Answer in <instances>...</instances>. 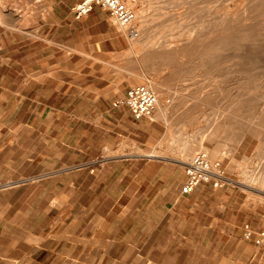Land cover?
Wrapping results in <instances>:
<instances>
[{"label":"rangeland","instance_id":"1","mask_svg":"<svg viewBox=\"0 0 264 264\" xmlns=\"http://www.w3.org/2000/svg\"><path fill=\"white\" fill-rule=\"evenodd\" d=\"M77 1L0 0V215L14 227L25 216L33 232L52 217L58 224H43V234L53 226L81 246L28 251L27 264H264L248 259L233 225L264 226V0H138L152 37L144 55L102 7L76 18ZM142 80L167 117L156 105L136 141L117 135L129 131L110 107ZM197 151L228 179L169 209L162 224L116 216L112 200L102 202L114 197L104 191L116 179L107 158L186 162Z\"/></svg>","mask_w":264,"mask_h":264},{"label":"crops","instance_id":"2","mask_svg":"<svg viewBox=\"0 0 264 264\" xmlns=\"http://www.w3.org/2000/svg\"><path fill=\"white\" fill-rule=\"evenodd\" d=\"M110 108L115 113L116 122L129 131L122 134L121 129L118 128L117 135L137 141L135 137L139 135L145 118H135L125 105L113 104ZM151 124L150 122V129ZM137 154L141 153L137 152ZM102 166L105 172H109L110 175L114 172L116 177L115 183L109 189H104V191L114 192L113 199L108 193H104L102 202L111 199L113 203L111 206L116 216L145 215L150 223L155 222V224H162L169 209L179 207L180 211L184 210L190 197L204 195L200 193L209 192V188L212 192L219 188L212 186L209 182H201L190 193H182L181 186L186 178L185 162L166 156L150 154V158L144 159L140 155L122 153L116 157L107 158ZM144 201L148 204H141ZM55 206L46 207L41 214L48 215ZM217 206L215 205V208ZM156 216L159 217L157 222L154 221ZM182 219L179 218L178 221L181 222ZM0 221H3L0 223V264H27L28 251H67L72 247H81L75 244L80 241H76L72 234L68 233L61 237L54 231L53 226L45 235L43 234V224L52 225L53 222H55L53 225L58 224L52 217L40 222L38 232L28 230L25 216L22 217V223L18 227L12 226L10 215H0ZM245 224L253 229H259L263 225L256 226L250 220L233 223L235 226L239 225V238L244 243L246 251H249L248 259L256 258L259 262H264V249L255 245L252 240L244 239L242 231ZM250 251H253L252 255Z\"/></svg>","mask_w":264,"mask_h":264},{"label":"built area","instance_id":"3","mask_svg":"<svg viewBox=\"0 0 264 264\" xmlns=\"http://www.w3.org/2000/svg\"><path fill=\"white\" fill-rule=\"evenodd\" d=\"M136 0H79L73 7L72 12L76 18L89 13L94 6L98 5L106 10L114 22L119 26H126L136 18L134 2ZM129 35L135 36L137 30L131 29ZM157 96L146 85H134L128 87L125 95L116 99L113 104L125 105L135 118L151 117L156 109ZM186 178L181 186L182 193H190L199 183L211 182L215 187L225 184L228 179L225 176L220 161L210 159L207 152L197 151L185 164ZM244 239L252 240L255 245L264 249V226L253 229L250 225L243 226ZM137 264V263H134ZM143 264H158L147 261Z\"/></svg>","mask_w":264,"mask_h":264},{"label":"bare ground","instance_id":"4","mask_svg":"<svg viewBox=\"0 0 264 264\" xmlns=\"http://www.w3.org/2000/svg\"><path fill=\"white\" fill-rule=\"evenodd\" d=\"M137 1L138 0H136L135 2H134V6H135V10H136V18H135V20L132 22V23H130V24H128V25H126V26H122L123 28H125L126 30H127V32H128V34L130 33L129 31L131 30V29H135V30H137V32H138V34L137 35H135V36H132L133 37V39H135L134 40V44H136V47L138 46V51H140V52H143V55L144 54H146L147 52H148V49H149V45H147V43H148V41H150V39L152 38H150V37H148L149 35L148 34H146L147 35V37L146 38H144V33H145V30H146V28L144 27L145 25H147V20L145 19V18H147V17H145L146 15H145V13L147 12H145L144 13V11H145V9H141L140 7H138L137 9H136V3H137ZM141 0H139V2H140ZM145 1V0H144ZM174 1V0H173ZM263 1V0H262ZM142 2H143V0H142ZM139 4V3H138ZM246 5V4H245ZM1 6V5H0ZM143 6V5H142ZM2 8H3V5H2ZM6 8V7H5ZM145 8V7H144ZM230 8V7H229ZM1 9V8H0ZM8 9V8H7ZM224 11V10H223ZM243 11V10H242ZM161 12V11H160ZM234 12V11H233ZM14 14V13H13ZM229 14V13H228ZM151 15H152V13H151ZM175 15V14H174ZM182 16V15H181ZM236 16H237V14H236ZM235 16V17H236ZM240 16H241V14H240ZM239 16V17H240ZM145 17V18H144ZM151 17V16H150ZM156 17V16H155ZM231 17V16H230ZM153 18V17H152ZM151 18V19H152ZM233 18H234V16H233ZM251 18V17H250ZM150 19V20H151ZM245 19H247V18H245ZM225 20V19H224ZM25 21V20H24ZM27 21V20H26ZM173 21V20H172ZM235 21V20H234ZM244 21V20H243ZM151 22V21H150ZM225 22V21H224ZM166 23V22H165ZM229 23V22H228ZM231 23V22H230ZM233 23V22H232ZM243 23V22H242ZM167 24V23H166ZM174 24V23H173ZM162 25V24H161ZM168 25V24H167ZM167 25H166V27H167ZM257 25V24H256ZM169 26V25H168ZM179 26V25H178ZM258 26V25H257ZM147 27V26H146ZM259 27V26H258ZM168 28V27H167ZM167 28H165V29H167ZM171 28V27H170ZM246 28V27H245ZM118 29V28H117ZM247 29V28H246ZM256 29V28H255ZM186 30H188V29H186ZM237 30V29H236ZM168 31V30H167ZM184 31V30H183ZM139 32H140V34H139ZM171 32V31H170ZM226 32V31H225ZM224 32V33H225ZM232 32V31H231ZM234 32V31H233ZM159 33V32H158ZM189 33V32H188ZM228 33V32H227ZM258 33H260V32H258ZM257 33V34H258ZM127 34V33H126ZM185 34V33H184ZM190 34V33H189ZM248 34V33H247ZM250 34V33H249ZM263 34V33H262ZM181 35V34H180ZM179 35V36H180ZM187 35V34H186ZM222 35V34H221ZM252 35V34H251ZM138 36V37H137ZM157 36V35H156ZM178 36V35H177ZM190 36V35H189ZM243 36V35H242ZM168 37V36H167ZM185 36H183V38H184ZM221 37V36H220ZM225 37H227V36H225ZM233 37V36H232ZM239 37V36H238ZM253 37V36H252ZM251 37V38H252ZM148 38H150L149 40H148ZM179 38H181V37H179ZM190 38V37H189ZM218 38V37H217ZM247 38V37H246ZM249 38V37H248ZM247 38V39H248ZM166 39V38H165ZM223 39V38H222ZM232 39V38H231ZM238 38L236 37V40H237ZM247 39H246V41H247ZM250 39V38H249ZM234 40V39H233ZM235 40V41H236ZM243 40H244V38H243ZM242 40V41H243ZM251 40V39H250ZM186 41V40H185ZM218 41H220V40H217V44H219L220 42H218ZM238 41H240V39H238ZM245 41V40H244ZM182 42V41H181ZM241 42V41H240ZM252 42L253 41H251V44H252ZM151 43V42H150ZM166 43V42H165ZM216 43V42H215ZM224 43V42H223ZM221 44L222 45V48H223V45H225V44ZM235 43H239V42H235ZM133 44V45H134ZM170 43H168V45H169ZM162 45V44H161ZM135 46V45H134ZM166 46V45H165ZM164 46V47H165ZM218 46V45H217ZM249 46V45H248ZM251 46V45H250ZM244 47V46H243ZM166 48V47H165ZM217 48V47H216ZM215 48V49H216ZM238 48V47H237ZM156 49V48H155ZM217 49H220L221 50V46L219 45L218 46V48ZM216 49V50H217ZM250 49H252V48H250ZM215 50V52H217ZM234 50V49H233ZM253 50V49H252ZM181 51H182V49H181ZM219 51V50H218ZM247 51V50H246ZM179 52V51H178ZM256 52V51H255ZM139 53V52H138ZM183 53H184V51H183ZM183 53H182V55H183ZM214 53V52H213ZM246 53V52H245ZM157 54V53H156ZM180 54H181V52H180ZM244 54V53H243ZM177 55V54H176ZM185 55V54H184ZM152 56H154V54L152 55ZM169 56V55H168ZM178 56H180V55H178ZM202 56H203V54H202ZM201 55H200V57H202ZM170 57V56H169ZM173 57V56H172ZM204 57V56H203ZM239 57V56H238ZM192 58V57H191ZM177 59H179V58H177ZM176 59V62L178 61ZM154 60V59H153ZM175 61V60H174ZM179 61H181V60H179ZM179 61H178V63H179ZM145 62V61H144ZM165 62V61H164ZM182 62V61H181ZM188 62V61H187ZM235 62H237V61H235ZM175 63V62H174ZM239 63V62H238ZM177 64V63H176ZM182 64V63H181ZM187 65V64H186ZM190 65V64H189ZM234 65V64H233ZM168 66V65H167ZM170 66V65H169ZM176 66V65H175ZM179 66V65H178ZM181 66V65H180ZM183 66V65H182ZM185 66V65H184ZM229 66V65H228ZM237 66V65H236ZM164 67H166V66H164ZM169 69V68H168ZM174 69V68H173ZM172 68H170L169 70H170V72H172L171 70H173ZM176 69H178L177 67H176ZM180 69V68H179ZM137 70V69H136ZM167 70V69H166ZM162 71V70H161ZM178 71V70H177ZM184 71V70H183ZM180 74V73H179ZM182 74V73H181ZM139 75V74H138ZM137 75V76H138ZM178 77V76H177ZM140 78V77H139ZM178 79V78H177ZM180 79V78H179ZM143 82H144V84L150 89V83H148V82H146V81H144V80H142ZM152 83V82H151ZM255 83V82H254ZM253 83V84H254ZM156 84V83H155ZM154 84V85H155ZM238 84V83H237ZM261 84V83H260ZM153 85V86H154ZM157 85V84H156ZM240 85H242V84H240ZM257 85H259V84H257ZM262 85V88H264L263 87V84H261ZM243 86V85H242ZM256 87V86H255ZM260 87V86H259ZM237 88H238V86H237ZM243 88V87H242ZM179 90V89H178ZM258 90V89H257ZM179 92V91H178ZM264 92V91H263ZM178 94V93H177ZM183 94V93H182ZM263 94V93H262ZM186 96V95H185ZM177 97V96H176ZM180 98V97H179ZM178 98V99H179ZM182 100H184L183 98H181ZM180 99V100H181ZM185 101V100H184ZM178 102H180V101H178ZM183 102V101H182ZM252 102V101H251ZM186 103V102H185ZM156 105L158 106V110H157V114H160V117H161V119H166V109H167V106L163 103V101L160 99V97H158L157 98V103H156ZM178 105H180V104H177L176 106H178ZM183 107V106H182ZM215 109V108H214ZM156 111V110H155ZM158 111H159V113H158ZM212 115V114H211ZM215 116V115H214ZM157 117H159V115L157 116ZM253 117V116H252ZM255 122V121H254ZM254 127V126H253ZM256 127V126H255ZM262 127V126H261ZM260 129V128H259ZM261 131V130H260ZM216 150H218L217 148L216 149H214V151H209V152H211V154L213 155L214 153H212V152H215ZM149 154V153H148ZM181 160L183 161V162H185L184 161V159H182L181 158ZM186 162H188V161H186ZM186 162H185V164H186ZM244 178V177H243ZM254 180V179H253ZM260 181V180H259ZM245 184V183H244ZM262 184V183H261ZM260 184V185H261ZM248 185V184H247Z\"/></svg>","mask_w":264,"mask_h":264}]
</instances>
